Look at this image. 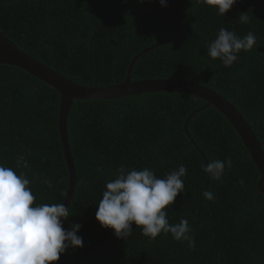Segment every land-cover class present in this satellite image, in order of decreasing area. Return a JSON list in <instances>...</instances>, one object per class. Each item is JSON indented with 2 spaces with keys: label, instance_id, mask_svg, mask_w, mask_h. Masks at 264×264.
<instances>
[{
  "label": "trees",
  "instance_id": "trees-1",
  "mask_svg": "<svg viewBox=\"0 0 264 264\" xmlns=\"http://www.w3.org/2000/svg\"><path fill=\"white\" fill-rule=\"evenodd\" d=\"M187 1L166 0L161 7L159 0H0V31L87 86L122 82L134 56L167 38L135 61L130 78H179L210 87L234 103L264 150V0H236L224 16ZM240 13H247L248 23L240 22ZM222 27L257 37L231 67L207 55ZM205 103L183 92L73 101L67 133L76 185L63 227L79 223L83 246L50 264H264V195L248 150L214 107L196 113L184 130L188 115ZM59 104L53 88L23 69L0 65V163L25 173L37 204L62 203L68 187ZM21 156L27 168L17 164ZM225 157L233 167L221 180L202 171L201 162ZM181 164L187 168L184 192L165 211L172 224L188 220L194 248L171 234L150 239L134 223L131 235L117 238L95 219L105 184L121 165L148 167L163 178ZM206 190L214 201L204 199Z\"/></svg>",
  "mask_w": 264,
  "mask_h": 264
},
{
  "label": "clouds",
  "instance_id": "clouds-1",
  "mask_svg": "<svg viewBox=\"0 0 264 264\" xmlns=\"http://www.w3.org/2000/svg\"><path fill=\"white\" fill-rule=\"evenodd\" d=\"M207 4L224 16L236 0H195ZM166 7V0H159ZM240 22L248 23L247 13H240ZM257 44V37L249 32L243 37L234 31L220 28L215 39L207 48V55L219 59L225 67H231L239 59L238 54L250 51ZM28 164L21 156L17 164ZM233 167L231 157L210 159L201 162V169L212 180H221L226 171ZM187 168L181 164L161 178L153 170H129L121 165L114 173V179L106 182L102 199L97 204L95 219L103 228H111L117 238H126L132 233V224L140 227L142 233L155 239L161 233L171 234L177 241H187L190 248L195 240L187 219L172 224L167 218L166 207L172 205L178 194L184 192L183 177ZM25 173L0 163V264H50L58 261L60 255L71 247H82L83 238L77 233L79 223L65 229L63 223L70 216L63 203L37 204ZM44 183L51 188L50 180ZM238 183L243 184L240 180ZM206 200H215V194L203 192Z\"/></svg>",
  "mask_w": 264,
  "mask_h": 264
},
{
  "label": "water",
  "instance_id": "water-1",
  "mask_svg": "<svg viewBox=\"0 0 264 264\" xmlns=\"http://www.w3.org/2000/svg\"><path fill=\"white\" fill-rule=\"evenodd\" d=\"M187 2H189V0ZM187 4L188 3H186L183 8L180 20L168 37H170L179 27L186 11ZM165 40L143 49L136 56H134L128 67L126 77L122 82L108 86H87L70 80L57 70L28 55L10 39H8L2 31H0V65L7 64L23 69L30 75L56 90L59 94L60 104L58 112V132L68 173V187L62 202L66 207H68L71 203L76 185V169L67 133V118L73 101L76 99H111L127 95L155 92H183L199 97L206 102L203 106L195 109L188 115L184 123L185 131L188 121L196 113L207 107H214L217 109L229 121L240 137L245 148L248 150L249 155L259 173L257 188L264 195L263 143L257 138L253 129L244 119L243 115L236 108L233 102L227 100L210 87L192 80L179 78L132 80L130 78V73L135 61L144 53L162 44Z\"/></svg>",
  "mask_w": 264,
  "mask_h": 264
}]
</instances>
